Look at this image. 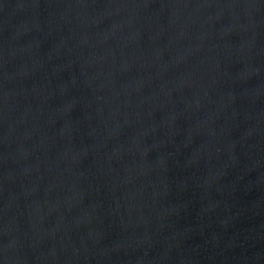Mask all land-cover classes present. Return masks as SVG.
<instances>
[{"label": "water", "instance_id": "water-1", "mask_svg": "<svg viewBox=\"0 0 264 264\" xmlns=\"http://www.w3.org/2000/svg\"><path fill=\"white\" fill-rule=\"evenodd\" d=\"M0 264H264V0H0Z\"/></svg>", "mask_w": 264, "mask_h": 264}]
</instances>
